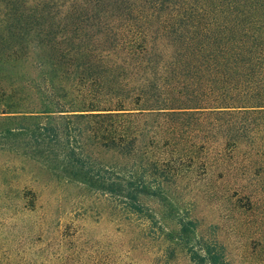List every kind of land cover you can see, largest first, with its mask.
I'll list each match as a JSON object with an SVG mask.
<instances>
[{"label": "trees", "instance_id": "obj_1", "mask_svg": "<svg viewBox=\"0 0 264 264\" xmlns=\"http://www.w3.org/2000/svg\"><path fill=\"white\" fill-rule=\"evenodd\" d=\"M213 140L264 159V0H0V144L143 194Z\"/></svg>", "mask_w": 264, "mask_h": 264}, {"label": "rangeland", "instance_id": "obj_2", "mask_svg": "<svg viewBox=\"0 0 264 264\" xmlns=\"http://www.w3.org/2000/svg\"><path fill=\"white\" fill-rule=\"evenodd\" d=\"M250 147L213 140L171 183L127 194L2 143L0 264H198L193 251L214 241L228 264H264V159Z\"/></svg>", "mask_w": 264, "mask_h": 264}]
</instances>
